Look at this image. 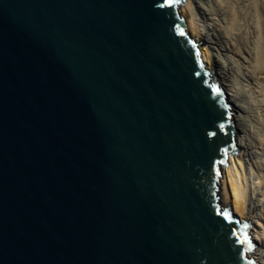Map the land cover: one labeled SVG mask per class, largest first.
Listing matches in <instances>:
<instances>
[{"label": "water", "instance_id": "obj_1", "mask_svg": "<svg viewBox=\"0 0 264 264\" xmlns=\"http://www.w3.org/2000/svg\"><path fill=\"white\" fill-rule=\"evenodd\" d=\"M182 4L0 0V264L257 263Z\"/></svg>", "mask_w": 264, "mask_h": 264}, {"label": "bare ground", "instance_id": "obj_2", "mask_svg": "<svg viewBox=\"0 0 264 264\" xmlns=\"http://www.w3.org/2000/svg\"><path fill=\"white\" fill-rule=\"evenodd\" d=\"M179 13L231 106L238 154L221 170L220 207L251 221L250 258L264 264V0H185Z\"/></svg>", "mask_w": 264, "mask_h": 264}, {"label": "rangeland", "instance_id": "obj_3", "mask_svg": "<svg viewBox=\"0 0 264 264\" xmlns=\"http://www.w3.org/2000/svg\"><path fill=\"white\" fill-rule=\"evenodd\" d=\"M189 32V31H188ZM191 34V33H190ZM202 46V45H201ZM213 72V71H212ZM214 78H215V76H214ZM225 168V167H224ZM231 209V208H230ZM249 223H250V225H251V227H252V223H251V221H249Z\"/></svg>", "mask_w": 264, "mask_h": 264}]
</instances>
